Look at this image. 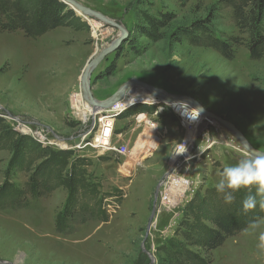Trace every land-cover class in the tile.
<instances>
[{"label": "rangeland", "instance_id": "rangeland-1", "mask_svg": "<svg viewBox=\"0 0 264 264\" xmlns=\"http://www.w3.org/2000/svg\"><path fill=\"white\" fill-rule=\"evenodd\" d=\"M76 1L117 22L128 34L91 74L96 100L108 98L128 80H138L195 99L264 152V55L250 56L248 35L236 26L232 8L219 6L217 0ZM73 12L76 17L69 26L36 38L0 32V185L8 180L23 188L37 166L54 168L50 154L68 152L58 172L63 183L48 187L58 181L54 177L45 186L49 189L28 196L21 207L0 208V264H166L172 246L211 226L204 198L210 201L222 170L248 153L213 122L166 174L178 157L175 149L183 135L177 116L161 101H124L133 105L114 122L116 126L135 113L156 112V121L166 129L160 144L146 128L124 144L114 140L120 133L114 131L112 144L125 146L124 155L76 148L81 116L72 97L81 94L86 63L119 30ZM206 18L231 45L232 57L174 36L179 27ZM81 103L84 109L91 107L83 98ZM21 140L27 147L17 161L13 150ZM63 141L68 144L57 143ZM70 180L72 187L67 185ZM68 201L71 210L64 218L72 219L74 230L67 233L58 231L55 221ZM258 220L264 224V215ZM260 231L264 227L254 231L249 225L227 237L210 251L212 264H264Z\"/></svg>", "mask_w": 264, "mask_h": 264}, {"label": "trees", "instance_id": "trees-1", "mask_svg": "<svg viewBox=\"0 0 264 264\" xmlns=\"http://www.w3.org/2000/svg\"><path fill=\"white\" fill-rule=\"evenodd\" d=\"M217 4L232 8L236 26L248 35L250 56L254 59L262 57L264 0H217ZM74 17L76 16L73 10L60 0H0V32H22L26 37L36 38L57 27L69 26ZM174 36L192 44H205L219 51L226 58L232 57L231 45L217 36L211 19L206 18L179 27ZM26 143L23 140L17 142L13 150V159L17 161L21 159L19 153H22L23 147H27ZM67 154L68 152L65 151L50 154L48 159H51L54 168L50 169L51 166L46 164L37 166L23 188L15 187L8 180L4 181L0 185V208L21 207L28 196L41 195L49 189L45 186L50 181L52 183L54 177H57L58 181L56 184H48V187L63 183L64 179H59L58 172L63 171V159ZM43 156L47 157V154ZM48 171H55V175L47 176ZM73 182L74 180H70L67 185L72 187ZM256 187L255 185L242 187L234 192L235 199L231 203L225 202L223 195L218 196L217 191L210 195L209 202L207 201L209 197L207 200L205 197L204 206L208 207L207 220L211 226H203L199 236L195 234L190 238H184V243L172 246L166 255V264H212L209 256L211 250L221 246L227 237L236 235L264 215V207L260 206L264 196H257L258 202L255 208L247 211L243 209V200L250 192L255 195ZM70 206L68 201L56 217L55 227L60 232L68 233L74 230L72 219L64 218L67 217L66 211L71 210ZM70 212L73 213L74 208ZM204 215L206 216V213Z\"/></svg>", "mask_w": 264, "mask_h": 264}, {"label": "water", "instance_id": "water-1", "mask_svg": "<svg viewBox=\"0 0 264 264\" xmlns=\"http://www.w3.org/2000/svg\"><path fill=\"white\" fill-rule=\"evenodd\" d=\"M64 4H66L70 9L73 11L85 16V17H93L95 19H98L102 21L103 23H106L108 25L114 26L118 28L119 34L114 38L112 41L108 43L107 46L101 48L85 65L83 72L81 74L80 79V89L83 95V98L87 101L89 105H91L93 108H108L115 104L116 102L123 101V97L126 96L132 89L134 88H142L146 91H148L152 95H161L165 98L167 103L173 102V101H181L184 103H189L195 110H198L201 114L205 116V120L203 121L202 125L198 128V131L201 132L205 127H207L210 123L215 122L222 126L224 129H226L232 136L235 137V139L239 142V144L243 147V149L249 154L251 150L259 151L252 147L248 140L245 138L243 133L230 121L225 120L224 118L217 116L215 114H212L208 112L203 106H201L195 99L184 96V95H170L166 93L164 90L155 88L149 84H146L144 82L138 81V80H128L125 82L120 88H118L111 96L104 100H96L91 92V74L93 70L97 67V65L102 61L103 58H105L108 54L116 51L121 43L126 38L127 31L123 26L118 24L117 22L107 18L100 12H97L95 10H92L81 3L77 2L76 0H60ZM164 100V99H163ZM161 99L159 98V101ZM210 122V123H209ZM261 152V151H259ZM188 152H185L175 158L174 161H172L169 169L167 170L166 174H170L175 165L180 161L181 158H184L187 155ZM159 188V185L156 186V190ZM152 216L150 217V220L148 222V226L151 223ZM9 264V263H5Z\"/></svg>", "mask_w": 264, "mask_h": 264}, {"label": "built area", "instance_id": "built-area-1", "mask_svg": "<svg viewBox=\"0 0 264 264\" xmlns=\"http://www.w3.org/2000/svg\"><path fill=\"white\" fill-rule=\"evenodd\" d=\"M166 106L170 107L171 112L174 113L178 118V123L182 129V138L177 144L176 152L181 150L185 145V152L191 150L195 137L200 132L197 128L202 125L205 117L200 120L197 117L196 122H193L194 116L196 115L195 110H193L187 103H180V106L173 107L172 103H164ZM133 104L125 102H116L108 108H93L90 107L87 117L81 115L78 112L79 108H75L78 114L81 116L78 119L80 120L81 131L78 136L79 142L75 145L78 147L89 146L96 149H101L102 151H111L119 155H124L126 153V147L123 145H114L112 144V137L115 131L114 122L117 115L122 114L125 111H128ZM82 111L83 106H80ZM135 120L143 123L144 125L153 127L154 123L146 118L143 112L136 113ZM206 128V127H205ZM193 129V133H191ZM38 142L45 144L44 140L37 139ZM67 145V141H63ZM62 149H67V146H64ZM181 153V154H183Z\"/></svg>", "mask_w": 264, "mask_h": 264}, {"label": "clouds", "instance_id": "clouds-1", "mask_svg": "<svg viewBox=\"0 0 264 264\" xmlns=\"http://www.w3.org/2000/svg\"><path fill=\"white\" fill-rule=\"evenodd\" d=\"M185 145L176 153H183ZM202 151V150H201ZM255 185L256 193L251 192L243 200V209L251 210L257 205V196H264V152L251 150L249 154L241 158L237 163L225 167L222 170L220 180L215 184L216 191L223 194V199L231 203L235 197L234 192L242 187ZM264 207V199L260 201ZM250 227L255 231L264 227L261 221H253ZM259 247L264 248V231L259 234Z\"/></svg>", "mask_w": 264, "mask_h": 264}, {"label": "crops", "instance_id": "crops-1", "mask_svg": "<svg viewBox=\"0 0 264 264\" xmlns=\"http://www.w3.org/2000/svg\"><path fill=\"white\" fill-rule=\"evenodd\" d=\"M143 113L145 114L147 119H149L150 121H152L154 123L153 127L144 125L143 123L136 121L135 120L136 113H135L130 117H126V118L124 117V118H121L118 120L116 126H114V127H115V130H119L120 133L118 135H114V137L116 136L114 138V140L120 141L123 144L128 143V142H130V140L137 139L138 136L140 134H142L146 128H150V130L153 132V134L158 136V141L160 144V142H162V140L164 138L163 134H164V131L166 130L165 127L163 125L161 126L158 123V121H156V119H155L156 112H145L144 111ZM150 137H151V135H150ZM150 137H149V139H150ZM159 144L158 145L156 144L157 145L156 150L160 149ZM146 146L147 145H145V147ZM124 161L126 163L128 160L126 161V158H125Z\"/></svg>", "mask_w": 264, "mask_h": 264}, {"label": "bare ground", "instance_id": "bare-ground-1", "mask_svg": "<svg viewBox=\"0 0 264 264\" xmlns=\"http://www.w3.org/2000/svg\"><path fill=\"white\" fill-rule=\"evenodd\" d=\"M119 34V33H118ZM135 90H131L126 96H124L123 97V101L122 102H124V101H128V102H130V103H132V102H135V101H144V102H149V101H153V102H157V101H159V98L161 99V101L163 100V102L164 103H166V100H165V98L163 97V96H161V95H158V96H156V95H152V94H150L148 91H146V90H144V89H142V88H139V87H137V88H134ZM81 90V89H80ZM82 96V97H81ZM82 98H83V95H82V92H81V94H79V95H76V96H74V97H72V102H73V105H74V103H75V107L76 108H79L80 106H82L83 105V103H81L82 102ZM73 99H75V101H73ZM81 99V100H80ZM84 99V98H83ZM85 100V99H84ZM86 101V100H85ZM87 102V101H86ZM170 103H172V105H173V107H175V106H180V103H184V102H179V101H173V102H170ZM89 111H90V108L89 109H83V111L79 108L78 109V112L81 114V115H84L85 117H87V113H89ZM195 112H196V115L194 116V119H193V122H196V120H197V117L200 119V120H202L205 116L203 115V114H201L198 110H195ZM210 123V122H209ZM210 124H213V122L212 123H210ZM197 130H198V128H197ZM191 133H193V129H191ZM57 143H61V144H65L64 142H57ZM59 145V144H58ZM181 155V153H177V156H180ZM177 158V157H176ZM180 184H182V182H181V180H180ZM181 186V185H180ZM183 188L182 187H180L179 189H178V191H180L181 193L183 192V190H182Z\"/></svg>", "mask_w": 264, "mask_h": 264}]
</instances>
